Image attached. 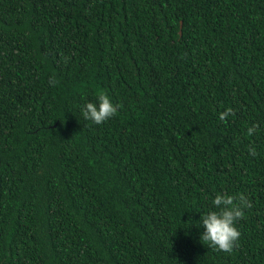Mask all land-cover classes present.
Masks as SVG:
<instances>
[{
	"label": "trees",
	"instance_id": "trees-1",
	"mask_svg": "<svg viewBox=\"0 0 264 264\" xmlns=\"http://www.w3.org/2000/svg\"><path fill=\"white\" fill-rule=\"evenodd\" d=\"M0 264H264V0H0Z\"/></svg>",
	"mask_w": 264,
	"mask_h": 264
},
{
	"label": "clouds",
	"instance_id": "clouds-1",
	"mask_svg": "<svg viewBox=\"0 0 264 264\" xmlns=\"http://www.w3.org/2000/svg\"><path fill=\"white\" fill-rule=\"evenodd\" d=\"M95 99L96 103L86 101L80 111L87 120L100 124L116 113V106L106 93H99ZM223 115L222 113L221 118ZM252 131L253 128L248 129L249 133ZM250 151L255 154L254 149ZM212 204L215 207L205 211L199 220L204 228L201 239L220 250L231 251L240 236L236 222L244 215L247 200L242 194L234 196L217 193Z\"/></svg>",
	"mask_w": 264,
	"mask_h": 264
},
{
	"label": "water",
	"instance_id": "water-1",
	"mask_svg": "<svg viewBox=\"0 0 264 264\" xmlns=\"http://www.w3.org/2000/svg\"><path fill=\"white\" fill-rule=\"evenodd\" d=\"M180 35H182V31H180Z\"/></svg>",
	"mask_w": 264,
	"mask_h": 264
}]
</instances>
